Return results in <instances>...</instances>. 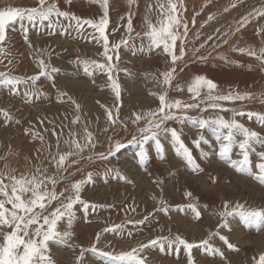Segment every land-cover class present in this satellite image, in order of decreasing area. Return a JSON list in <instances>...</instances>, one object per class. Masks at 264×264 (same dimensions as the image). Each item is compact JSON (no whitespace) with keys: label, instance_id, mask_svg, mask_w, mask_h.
I'll list each match as a JSON object with an SVG mask.
<instances>
[{"label":"rangeland","instance_id":"374dc122","mask_svg":"<svg viewBox=\"0 0 264 264\" xmlns=\"http://www.w3.org/2000/svg\"><path fill=\"white\" fill-rule=\"evenodd\" d=\"M50 2L56 3L61 10L82 18L98 19L103 14L100 5L93 3L92 0H50ZM233 2L237 0H183V6L187 11L182 10V15L189 25L187 42L184 45L187 55L178 62L176 78L168 93L170 100L194 102L191 94L187 92V85L195 76L202 75L218 85L219 93H227L231 90L256 94V98L252 101H237L235 104L224 102L226 107H234L243 112H264V105L259 102L260 94L264 93V71H261L260 64L255 58L233 51L234 47L251 46L259 49L264 46V34L260 37L255 34L257 28L264 27V18L253 20L236 36L229 37L228 44L222 43L223 33L229 29L234 30L237 21L252 9L264 7V0H238L235 8L230 7ZM149 4L153 6L151 13L147 10ZM36 5L37 0H0V8ZM225 8L229 11L225 12ZM129 10L132 12L134 31L129 39V45H121L119 60L113 61L116 65L113 75L120 84L119 100L112 91L106 74L98 72L88 76L83 72L82 66L78 68L75 63L77 57L103 62V57L99 55L102 47L91 39L92 29L86 28L78 34L67 26V21H62L53 28H49L47 24H37L29 27L27 33L28 40L32 44L31 48L25 42V33L19 24L9 31L5 46L11 55L0 63V71L7 70L8 59H11L10 69L13 74L23 76L35 74L38 71L34 59L35 50L43 49L46 61L50 57V64L61 70L54 74L57 88L66 91L80 105L81 116L79 123L75 125L71 123L77 115L74 106L71 102H67V98H64L66 101L64 103L57 100V88H53L52 81L44 77L37 82L42 94L39 98L34 97L32 103L24 102L23 90L12 95L6 89L0 88V108L9 110L15 119L21 121L19 125L12 123L6 127L0 126V158L7 157V162L12 168L17 169V174L28 171L40 161L44 162L43 166L48 168L49 172L54 171L46 159L48 144L52 145L53 154L56 151V138L52 135L53 127L61 133V152L69 150L63 143V140L68 138L69 131H75L78 137H82L85 125L98 141L95 151H106L110 135L113 139H124L130 138L135 131V127L129 123L127 131L118 124L114 132L111 130L105 132L104 129L109 126L106 109H112L115 113L116 108L119 107L120 119L127 122L134 112H146L159 106L158 97L151 93L163 91V86L158 81L162 79L161 72L171 66L170 61L160 49L149 51L147 38L141 40L135 35L136 32L142 34L147 30L144 23L146 15L154 23L159 18L156 0H138V7L132 6L131 9L127 0H109L108 32L111 43H119L121 39L128 38ZM210 14L214 19L208 21L207 17ZM193 19H195L194 25ZM216 29H220V32L218 33ZM201 44H204L203 48H200ZM179 46L180 41H177V49ZM196 48H200V51H194ZM180 68H183V71H180ZM176 84L183 85L184 91H177ZM205 94L206 89L202 90V97ZM217 114L226 119H231L233 116L231 112H219L213 109H208L206 112L199 109L187 111L189 117L196 118H211ZM236 118L247 127L264 135V127L259 126L257 122L247 119L246 116ZM2 120L3 117H0V122ZM40 120L44 123L40 124ZM142 124L143 122L141 126ZM165 126L170 129L175 128L182 134V139L192 149L197 163L205 168V173L194 175L186 168L183 160L175 154L170 143V133L167 136L161 134V142L165 146L163 160L156 153L153 141L145 145L149 153L148 163L145 166L147 171L139 165L138 158L134 155L139 151L136 145H128L110 163L99 160L83 163V171L75 173L68 181L62 182L58 190L83 178L84 172L91 171L93 179L84 185L81 196L97 207L95 211L89 209L87 213H84L80 206L76 207L72 227L73 237L69 241L75 247L50 243L51 255L57 264H77L81 248L89 249L93 245L101 251L119 253L130 251L159 235L179 234L189 242L207 239L209 233L215 231L219 223L213 212L221 208L223 200L239 201L253 208H264V186L248 176L235 172L219 160L216 154L218 145L212 128L199 129L190 119H185L183 122L170 120ZM25 129L42 135L43 144L38 140L34 141L32 136L25 135ZM200 135L207 143H202L201 148L197 149L192 141ZM37 148H43L38 159ZM260 150L264 148L257 146V151ZM202 152L207 155H202ZM85 155L88 153L86 152ZM233 158H236L235 155ZM251 160L255 167L258 162L257 156L253 154ZM3 163L4 160L0 159V167ZM109 168L119 169L130 182L121 180L114 173L106 175L105 170ZM70 171L75 172V168ZM209 175L217 176L218 182L212 184L208 179ZM160 179L163 183L157 187L154 180ZM186 190H191L198 198L196 203L202 213L199 220L191 210H180L176 207L188 202L183 196ZM161 199L171 206V211L167 215L158 211ZM152 212L156 213L155 218L144 226L128 223L142 219ZM229 223L231 232L223 229L221 234L228 235L230 242L237 246L238 251L228 250L218 237H213L210 243L221 247L231 264H254L252 258H258L260 253H264V229L260 231L248 229L238 217L229 218ZM119 224L124 225L123 231L119 229L115 232L105 231L106 228ZM60 229H64L63 223ZM128 232L132 235H128ZM97 233H100L98 242ZM141 256L146 258V264H187L186 252L183 249L179 253L173 251L162 253L157 247H153L145 249ZM193 256L197 264H226L219 257L205 254L202 249H194ZM81 264H105V260L95 253L85 251Z\"/></svg>","mask_w":264,"mask_h":264},{"label":"snow or ice","instance_id":"6c2138e0","mask_svg":"<svg viewBox=\"0 0 264 264\" xmlns=\"http://www.w3.org/2000/svg\"><path fill=\"white\" fill-rule=\"evenodd\" d=\"M92 2L98 3L103 10V14L98 19L78 17L73 13L61 10L56 3L50 2V0H37V5L32 7L5 6L0 8V63H3L4 59L11 55L5 46V42L8 40L9 31L13 30L16 24H19L23 29L25 42L29 44L30 48L32 44L28 40L27 33L29 27L37 24H47L49 28H53L62 21H67V26L78 34L86 28H90L93 30L90 34L91 39L102 47V52L99 55L103 57V62L96 59L77 57L75 63L78 68L82 66L83 72L88 76H93L94 73L98 72L106 74L110 87L117 100H119L121 96L120 84L113 75L116 68L113 61L114 59L119 60L121 45H129V39L134 31L132 12L129 10L127 15L128 38L121 39L119 43H111L108 32L110 23L109 0H92ZM127 2L130 9L132 6L138 7V0H127ZM237 2H233L230 7H237ZM152 7L151 4L147 5L148 13H151ZM156 8L159 14L157 21L154 23L146 15L144 23L147 30L142 34L136 32L135 35L141 40L147 38L149 51L160 49L165 58L170 61L171 66L161 72L162 79L158 81L163 86V91L161 93H151L158 97L159 106L146 112H134L127 122L120 119L119 107L116 108L115 113L112 109H106L109 126L104 131L109 132L111 130L114 132L118 124L127 131L128 124L131 123L135 127V131L130 138L113 139V136L110 135L106 151L96 152L98 141L85 125L82 137H78L75 131H69L68 138L63 140L69 150L61 152V133L53 127L52 135L56 138V151L53 154L52 145L48 144V157L46 159L54 171L49 172V169L43 166L44 162L40 161L28 171L17 174V169L9 165L7 157L0 158L4 160L3 166L0 167V264H57L51 255L50 243L67 245L70 248L75 247L69 241L73 237L72 227L76 216V207L80 206L84 213H87L89 209L95 211L97 207V205L84 200L81 196L84 185L92 181L93 173L86 171L83 178L71 182L70 185L59 190L58 186L62 182L68 181L69 177L74 176L75 173L83 171V163H91L94 160L110 163L128 145H136L139 147V151L134 155L138 158L139 165L147 171L145 166L148 163L149 153L145 145L149 141H153L156 153L163 160L165 146L161 142V134L167 136L170 133V143L175 154L183 160L186 168L194 175L205 173V168L197 163L192 149L182 139V134L175 128L170 129L165 126L166 122L170 120L183 122L185 119H190L195 125H198L199 129L212 128L218 145L216 154L219 160L235 172L248 176L264 186V150L257 151V146L264 148V135L247 127L236 118L246 116L247 119L264 127V112H243L234 107H226L224 103L235 104L237 101H252L256 98V94L249 91L241 93L240 91L231 90L227 93H219L217 91L218 85L213 80L208 79L206 76L197 75L187 85V92L191 94V99L194 102L186 103L179 99L170 100L168 93L172 89L173 81L176 78L178 62L187 55L184 45L187 42L189 25L182 15V10L186 12L187 9L183 6V0H156ZM224 11L227 12L229 9L225 8ZM260 18H264V7L252 9L237 21L234 30L229 29L223 33L222 43L228 44L229 37L236 36L249 23ZM213 19L214 17L211 14L207 17L208 21ZM192 23L195 24V19ZM216 31L219 33L220 29H216ZM255 34L258 37L264 34V27L257 28ZM209 39H212V37H209ZM177 41H180L179 49H177ZM141 47H143V44ZM203 47L204 44H201L200 48ZM200 48H196L194 51L199 52ZM233 51L255 58L260 64L261 71H264V46L259 49L251 46L234 47ZM34 59L38 71L33 75L13 74L10 69L11 59H8L7 70L0 71V88L6 89L12 95H16L23 90L22 95L25 103H32L34 97L39 98V95L42 94L37 87V82L42 77L51 80L52 87L57 88L54 74L61 71L50 64V57L46 61L43 49L35 50ZM180 71H183V68H180ZM153 78L155 79V77ZM93 82L95 81L93 80ZM175 89L183 92L184 86L176 84ZM205 89L206 94L202 97V90ZM57 93V100L64 103L66 102L64 98H67V102H71L77 112L71 123L74 125L79 123L81 121L79 115L80 105L66 91L57 88ZM260 96L259 102L264 105V93H261ZM193 109H199L203 112L208 111V109L231 112L233 116L231 119H226L218 114L211 118L189 117L187 111ZM0 117H3L0 126L6 127L12 123L21 124V121L15 119L7 109L0 108ZM141 122H143L142 126ZM39 123L43 124L44 121L40 120ZM25 135L32 136L34 141L38 140L41 144L44 142L42 135L38 132H32L30 129H25ZM192 143L197 149H200L202 143H207V141L200 135L194 138ZM42 152L43 148L36 149L37 159ZM86 152L88 155H85ZM253 154L258 158L255 167H253L251 160ZM202 155H207V153L202 152ZM234 155L236 158H233ZM73 168H75V172L70 171ZM109 173H114L121 180L130 182L119 169H106L105 174ZM208 179L212 184L218 182V177L215 175H209ZM154 183L159 187L163 180H154ZM183 196L188 202L176 207L180 210H191L195 218L199 220L202 213L196 203L198 198L194 196L191 190L184 191ZM159 203L161 206L158 211L167 215L171 211V206L162 199ZM155 215L156 213L152 212L143 216L142 219L128 221V223L134 226H144L153 220ZM213 215L219 220L216 230L210 232L207 239L199 242H189L188 239L179 234L159 235L147 243L132 248L130 251L119 253L101 251L93 245L89 249L81 248L77 257V264H81L83 261L85 251H90L102 257L105 264H146V258L142 257L141 253L145 249L153 247H157L162 253L168 251L179 253L183 249L186 252L187 264H197L193 256L194 249H202L205 254L219 257L226 264H231L225 256V251L221 247L210 243L213 237H218L228 250L238 251L237 246L230 242L229 236L221 234L223 229L231 232L229 218L238 217L239 221L248 229L257 231L264 229V208H253L239 201L223 200L221 208L215 210ZM61 223L64 224L63 230L60 229ZM118 229L123 231L124 225H115L106 228L105 231L115 232ZM128 235H132V233L128 232ZM99 239L100 233H97L96 241L98 242ZM252 259L254 264H264V253H260L258 258L253 257Z\"/></svg>","mask_w":264,"mask_h":264}]
</instances>
